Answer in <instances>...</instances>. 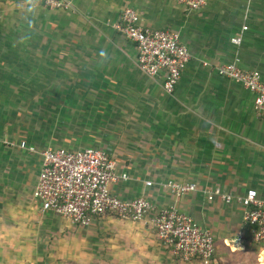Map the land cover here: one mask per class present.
Instances as JSON below:
<instances>
[{
	"label": "crops",
	"instance_id": "0c3cea01",
	"mask_svg": "<svg viewBox=\"0 0 264 264\" xmlns=\"http://www.w3.org/2000/svg\"><path fill=\"white\" fill-rule=\"evenodd\" d=\"M65 1L56 10L43 0H0V264L34 261L54 235L77 255L115 263L179 260L148 222L106 215L80 227L43 211L33 197L39 154L59 148L105 150L128 176L109 185L112 194L175 204L212 232L215 252L247 253L242 207L207 196L219 189L237 199L252 189L264 201V118L253 93L217 73L238 59L264 81V0H210L198 10L173 0ZM127 8L143 28L177 33L187 47L191 59L172 94L161 75L140 70L136 45L115 30ZM168 182L196 191L176 198ZM254 244L250 258L264 264Z\"/></svg>",
	"mask_w": 264,
	"mask_h": 264
},
{
	"label": "built area",
	"instance_id": "2783aa9c",
	"mask_svg": "<svg viewBox=\"0 0 264 264\" xmlns=\"http://www.w3.org/2000/svg\"><path fill=\"white\" fill-rule=\"evenodd\" d=\"M188 10H198L210 0H173ZM51 9H66L65 0H43ZM115 30L132 41L137 49V63L149 77L162 76V88L172 94L181 74L191 59L186 46L177 33L168 30H151L139 24L138 14L130 8L122 11ZM247 27H242V32ZM242 37L231 39L239 46ZM239 60L217 69L219 76L230 79L254 94L256 114L264 118V81L257 71L239 67ZM20 147L35 153V149L21 142ZM41 168L33 197L43 211L53 212L72 225L89 227L106 215L124 221L148 222L155 231L158 242L181 262L198 260L209 264L215 254L212 232L192 217L180 212L175 204L156 207L144 197L123 200L112 194L111 183L125 181L128 176L116 171L115 162L108 152L99 148L81 150L46 149L40 151ZM147 185H151L148 182ZM171 193L180 198L196 191L193 183L168 182ZM208 200L220 197L225 203L236 201L243 209L242 222L249 227L251 239L264 249V201L258 199L255 190H248L237 199L224 195L219 189L208 192Z\"/></svg>",
	"mask_w": 264,
	"mask_h": 264
},
{
	"label": "rangeland",
	"instance_id": "374dc122",
	"mask_svg": "<svg viewBox=\"0 0 264 264\" xmlns=\"http://www.w3.org/2000/svg\"><path fill=\"white\" fill-rule=\"evenodd\" d=\"M63 242V240H61ZM61 242H58L57 235L51 237L50 242L45 240V252L44 254L34 256L35 260L30 261L24 264H122L119 262H113L114 260L111 258L106 259L105 256L91 254L89 252H82V255H77L73 251V246L71 244L66 243V246L60 245ZM49 243V244H48ZM60 245V246H59ZM252 241H248L247 247L249 250L252 247H255ZM248 250L245 254L237 255V253H232L228 248L224 250L223 248L216 250L215 255L212 258V261L209 264H253L255 262L254 258H250L251 252ZM37 258V259H36ZM168 262L158 263L152 262L149 264H192L200 263L199 261H191V262H173L170 259H166ZM23 264V263H19Z\"/></svg>",
	"mask_w": 264,
	"mask_h": 264
},
{
	"label": "trees",
	"instance_id": "16d2710c",
	"mask_svg": "<svg viewBox=\"0 0 264 264\" xmlns=\"http://www.w3.org/2000/svg\"><path fill=\"white\" fill-rule=\"evenodd\" d=\"M252 241V240H251Z\"/></svg>",
	"mask_w": 264,
	"mask_h": 264
}]
</instances>
